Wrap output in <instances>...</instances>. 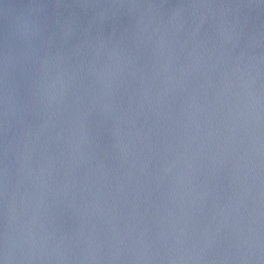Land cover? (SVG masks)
Wrapping results in <instances>:
<instances>
[{
	"label": "water",
	"instance_id": "1",
	"mask_svg": "<svg viewBox=\"0 0 264 264\" xmlns=\"http://www.w3.org/2000/svg\"><path fill=\"white\" fill-rule=\"evenodd\" d=\"M0 264H264V0H0Z\"/></svg>",
	"mask_w": 264,
	"mask_h": 264
}]
</instances>
